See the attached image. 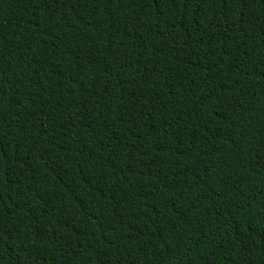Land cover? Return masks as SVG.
<instances>
[{"label": "trees", "instance_id": "trees-1", "mask_svg": "<svg viewBox=\"0 0 264 264\" xmlns=\"http://www.w3.org/2000/svg\"><path fill=\"white\" fill-rule=\"evenodd\" d=\"M0 264H264V0H0Z\"/></svg>", "mask_w": 264, "mask_h": 264}]
</instances>
